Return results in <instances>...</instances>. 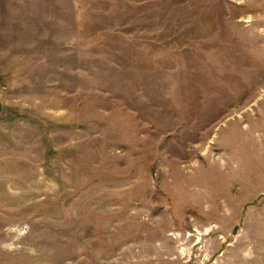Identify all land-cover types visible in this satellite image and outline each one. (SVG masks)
Instances as JSON below:
<instances>
[{"label":"rangeland","instance_id":"obj_1","mask_svg":"<svg viewBox=\"0 0 264 264\" xmlns=\"http://www.w3.org/2000/svg\"><path fill=\"white\" fill-rule=\"evenodd\" d=\"M0 264H264V0H0Z\"/></svg>","mask_w":264,"mask_h":264},{"label":"water","instance_id":"obj_2","mask_svg":"<svg viewBox=\"0 0 264 264\" xmlns=\"http://www.w3.org/2000/svg\"><path fill=\"white\" fill-rule=\"evenodd\" d=\"M236 229H237V226H235V227H234V230H233V232H235V231H236Z\"/></svg>","mask_w":264,"mask_h":264}]
</instances>
